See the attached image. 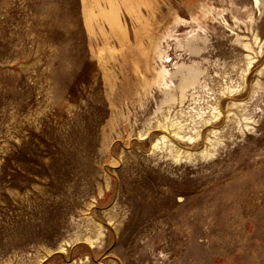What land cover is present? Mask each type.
<instances>
[{
    "label": "rangeland",
    "instance_id": "obj_1",
    "mask_svg": "<svg viewBox=\"0 0 264 264\" xmlns=\"http://www.w3.org/2000/svg\"><path fill=\"white\" fill-rule=\"evenodd\" d=\"M0 264H264V0H0Z\"/></svg>",
    "mask_w": 264,
    "mask_h": 264
}]
</instances>
